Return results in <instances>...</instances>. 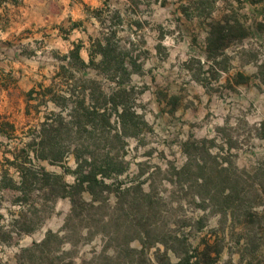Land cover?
<instances>
[{
    "label": "rangeland",
    "instance_id": "obj_1",
    "mask_svg": "<svg viewBox=\"0 0 264 264\" xmlns=\"http://www.w3.org/2000/svg\"><path fill=\"white\" fill-rule=\"evenodd\" d=\"M86 13V37L77 44L87 50L88 61L94 40L110 36L115 53L139 65L128 82L141 116L137 134L125 136L113 149L91 139L87 150L100 146L102 153L119 154L128 168L107 178L106 203L91 212L90 227L76 219L71 230L64 228L71 210L68 197L44 202L36 191L26 202L16 200L19 192L0 189L4 228L19 209L31 213L26 204L31 201L42 219L33 232L0 241V264H32L29 259L41 264H161L166 247L175 263L179 254L171 248L195 255L207 244L214 264H264V0H100L86 6ZM234 19L246 34L209 50L211 24ZM58 52L49 61L54 72L48 85L63 63L69 65L62 59L66 54ZM70 69L77 77L115 86L93 67ZM38 102L29 103L28 117L0 114V178L6 168L14 173L7 159L32 140L31 129L59 110L51 100ZM99 135L98 129L92 132L93 139ZM72 150L63 164L36 163L74 183ZM84 197L90 199L89 193ZM49 230L59 236L42 258L37 247L21 255ZM139 231L151 241L142 254ZM188 264L209 263L193 256Z\"/></svg>",
    "mask_w": 264,
    "mask_h": 264
},
{
    "label": "trees",
    "instance_id": "obj_2",
    "mask_svg": "<svg viewBox=\"0 0 264 264\" xmlns=\"http://www.w3.org/2000/svg\"><path fill=\"white\" fill-rule=\"evenodd\" d=\"M245 34L246 31L238 19H234L233 23L229 20L213 22L207 39V48L209 50L224 48L227 45V38ZM82 47L83 44H77L63 56L62 59L68 60L69 65L63 63L52 76L49 85L30 91L31 94L36 93L32 98L39 99L36 106L51 100L59 110L46 115L39 129H31L32 140L25 142V146L20 149L21 153L15 154L13 160L7 159L8 164L15 168L14 173L6 168L0 178L1 190L19 192L16 200L28 202L36 191L40 192L44 202L55 200L57 197H68L71 210L65 220L66 230H71L72 221L76 219L80 223L86 221L88 224L86 226L90 227L91 212L98 211L106 203L107 199L103 198V193L109 186L107 178L117 177L128 168V162L119 154H111L110 151L102 153L100 146L87 151L92 144L91 139L94 140L93 144L97 140V145L103 143L104 146L113 149V146L125 136L137 134V118L141 117L134 109L133 86L128 85L131 74L139 69L136 61L132 59L128 61L126 57L115 53L110 36L104 42L99 38L94 40L88 62L80 55ZM97 54L101 55L98 62L95 60ZM70 65L79 69L93 67L114 80L115 86L107 88L103 81L94 77H77L75 71L70 69ZM58 79L61 80L57 81ZM62 80L64 82H61ZM96 129L100 130V135L93 139L92 132ZM84 134L86 136L80 141ZM71 146H73L71 152L77 162L75 170L72 171L76 176L74 183H68L64 173L49 171L45 166L36 163V160H48L50 163L63 164ZM30 150L34 152L33 156ZM68 170L65 167V171ZM86 192L89 193L90 199L84 197ZM120 200L119 198L118 203ZM26 204L33 211L29 213L28 210L19 209L7 228L0 225V241L8 242L14 234L31 233L40 226L42 219L37 213L39 209L34 201ZM138 234L143 244L139 250L142 254L145 248L150 246L151 241L147 232L139 231ZM58 236L57 232L47 231L43 240L23 249L21 255L24 256L26 252H31L37 247L42 258L44 249ZM210 247L211 245L207 244L195 255L189 253L186 248L182 252L171 248V251L179 254V260L175 263L171 261L170 248L166 247L160 261L161 264H188L193 256H197L200 262L214 264L215 257ZM216 252L219 253V249ZM29 260L32 264H41L37 259Z\"/></svg>",
    "mask_w": 264,
    "mask_h": 264
},
{
    "label": "crops",
    "instance_id": "obj_3",
    "mask_svg": "<svg viewBox=\"0 0 264 264\" xmlns=\"http://www.w3.org/2000/svg\"><path fill=\"white\" fill-rule=\"evenodd\" d=\"M100 0H0V114L30 115V91L47 86L56 48L86 37V6ZM87 50H80L88 61ZM14 122V121H11Z\"/></svg>",
    "mask_w": 264,
    "mask_h": 264
}]
</instances>
